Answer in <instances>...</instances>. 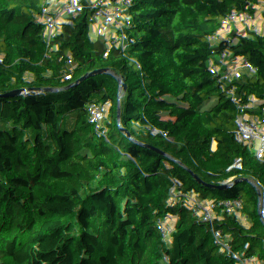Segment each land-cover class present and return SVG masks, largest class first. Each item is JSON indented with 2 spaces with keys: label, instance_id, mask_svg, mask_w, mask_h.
<instances>
[{
  "label": "trees",
  "instance_id": "obj_1",
  "mask_svg": "<svg viewBox=\"0 0 264 264\" xmlns=\"http://www.w3.org/2000/svg\"><path fill=\"white\" fill-rule=\"evenodd\" d=\"M240 9L264 14V0H0V83L21 107H42L39 85L64 80L70 93L102 117L93 124L96 178L83 188L50 172L52 147L26 160L8 184L0 157V264H55L50 238H69L64 264H195L196 243L170 206L176 188L203 190L217 204L198 216L226 244L229 264H264L256 224L240 234L254 198L245 181L264 176V130L249 140L264 112V26ZM14 23V33L6 26ZM115 28L117 35L104 37ZM88 92L76 88L78 79ZM8 100L0 90V148ZM239 127L224 148L222 170H199L173 181L193 146ZM198 173L194 178L193 174ZM176 187V188H174ZM35 198L32 213L24 208ZM86 216L79 237L80 214ZM84 226V224H83Z\"/></svg>",
  "mask_w": 264,
  "mask_h": 264
},
{
  "label": "built area",
  "instance_id": "obj_2",
  "mask_svg": "<svg viewBox=\"0 0 264 264\" xmlns=\"http://www.w3.org/2000/svg\"><path fill=\"white\" fill-rule=\"evenodd\" d=\"M238 12H245L264 26L262 12L245 9H240ZM80 81L79 78L76 88L82 91L83 86ZM261 91L264 97V84ZM2 96L8 100V108L3 112L7 128L3 133L0 148V157L4 160L3 173L8 181L4 194L8 195L11 193L12 186L20 184V178L16 175L23 168L24 162L32 160L34 155L45 146L52 147L50 166L52 161L63 158L67 164H70V167L65 169L66 173L62 171L66 175L68 184L76 183L87 188L96 178V174L88 168V164L93 160L92 145L95 140L93 124L101 122L102 117L89 105L82 104L76 93H70L69 86L64 80H59L52 86L37 87V96L42 107L36 111L30 106L21 107L10 100L11 96L4 88ZM257 119L264 120V112ZM239 134L240 128L235 127L219 139L225 148L228 146L229 139ZM216 156L215 148L191 147L183 155L178 167L171 172L173 181L182 174H188L199 159L211 162L213 168L222 170L224 165L217 160ZM193 177L197 178L198 173H194ZM254 191L258 193V201L264 203V176L254 175L243 184L244 197L251 195ZM26 202L24 212L30 215L35 204L32 193L27 195ZM170 206L174 212L178 213L180 225L195 240V264H229L226 244L219 246L221 235L214 229L206 230L199 224V215L205 210H215L217 207L216 202L206 192L195 190L190 185L176 188L171 196ZM241 216L244 221L240 230L241 235H245L246 231L256 224L264 225V219L258 221L247 217L246 214ZM256 236L264 241V228L257 230ZM69 241V238L49 239L48 256L54 260L55 264H64Z\"/></svg>",
  "mask_w": 264,
  "mask_h": 264
},
{
  "label": "rangeland",
  "instance_id": "obj_3",
  "mask_svg": "<svg viewBox=\"0 0 264 264\" xmlns=\"http://www.w3.org/2000/svg\"><path fill=\"white\" fill-rule=\"evenodd\" d=\"M15 29H16V26H15L14 23H9L6 26V31L8 33H14ZM117 34H118V31L115 28H113V27L112 28H106V30H103V36L106 37V38L109 37V36L117 35ZM94 85H95L94 81L92 79H90L88 81V83L85 86L82 87V91L88 92L89 90L93 89ZM0 90L1 91L3 90V87L1 85V83H0ZM259 122L260 123H259V126L256 129V131H245L244 137H245L246 140H249L254 134L258 135L260 133V130H264V120L260 119ZM214 144H215L216 153L218 155L222 156V154L224 153V147H223L222 142L220 141V139L219 138L215 139ZM218 155L216 156L217 160L219 158ZM201 162L203 163L202 164L203 166L199 165L198 162H197L196 167L197 166H198V168L201 167L204 171L211 170V168H213L211 166V162L202 161V160H201ZM249 212L252 215H254L255 218H258L260 220L264 219V209L261 210V211H257V209L256 210L254 209V210H250ZM96 262L98 264H109L108 262L103 261L101 259L96 260Z\"/></svg>",
  "mask_w": 264,
  "mask_h": 264
},
{
  "label": "crops",
  "instance_id": "obj_4",
  "mask_svg": "<svg viewBox=\"0 0 264 264\" xmlns=\"http://www.w3.org/2000/svg\"><path fill=\"white\" fill-rule=\"evenodd\" d=\"M218 157H219L218 160L220 161V163L224 165V162H225V154L223 153L222 156L221 155H218ZM198 164L199 165H202L203 164L201 162V159L198 160ZM68 166L70 167V164H67L63 158H59L56 161H52L51 162L50 172H51V174L53 176H56L60 171L62 172V171H65V169H68ZM71 166H72V164H71ZM199 169L203 170L201 167H199ZM65 173H66V171H65ZM245 197L246 198H249V197H253L254 198V202L249 207V211L250 210H254V209L255 210L257 209V211H261V210L264 209V203L258 201L259 198H258V193L256 191H254L251 195H248V196H245ZM254 218H255V216H254ZM255 219L258 220V221H261L258 218H255Z\"/></svg>",
  "mask_w": 264,
  "mask_h": 264
},
{
  "label": "water",
  "instance_id": "obj_5",
  "mask_svg": "<svg viewBox=\"0 0 264 264\" xmlns=\"http://www.w3.org/2000/svg\"><path fill=\"white\" fill-rule=\"evenodd\" d=\"M62 209H70V210L77 211V209L75 207H73L72 205L55 206V207H52L50 209H47V210L41 212L40 214H38L37 216H35L31 220H29V221H27V222H25L23 224H20V223H3V222H0V228H4V227H19L20 225L30 224V223H33V222L38 221L40 218H42L43 216H45L46 214H48L50 212H54V211L62 210ZM80 218H81V226L79 227V237H81V235H82V233L84 232V229H85V223H86V216H85V214L81 213L80 214ZM83 224H84V226H83ZM77 252H78V257H79V260H80L81 264H84L82 262V255H81L80 244H79V247H78Z\"/></svg>",
  "mask_w": 264,
  "mask_h": 264
}]
</instances>
